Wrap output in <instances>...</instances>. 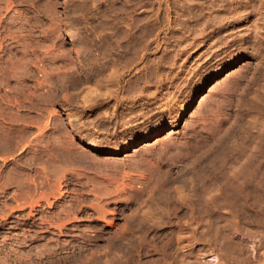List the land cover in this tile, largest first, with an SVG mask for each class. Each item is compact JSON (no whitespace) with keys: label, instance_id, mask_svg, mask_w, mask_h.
<instances>
[{"label":"rangeland","instance_id":"rangeland-1","mask_svg":"<svg viewBox=\"0 0 264 264\" xmlns=\"http://www.w3.org/2000/svg\"><path fill=\"white\" fill-rule=\"evenodd\" d=\"M0 264H264V0H0Z\"/></svg>","mask_w":264,"mask_h":264},{"label":"bare ground","instance_id":"bare-ground-1","mask_svg":"<svg viewBox=\"0 0 264 264\" xmlns=\"http://www.w3.org/2000/svg\"><path fill=\"white\" fill-rule=\"evenodd\" d=\"M82 67H88V64H83V66ZM114 80V79H113ZM148 86V85H147ZM108 90V89H107ZM65 110H66V108H64ZM146 113V112H145ZM141 115V114H140ZM245 118V117H244ZM72 119V118H71ZM242 130V129H241ZM255 135H256V133H255ZM260 135V134H259ZM88 143H91V145H94L93 144V142H88ZM145 145V144H144ZM147 145V144H146ZM255 145V144H254ZM256 146V145H255ZM145 147V146H144ZM253 149V148H252ZM260 163V162H259ZM263 164V163H262ZM258 168V167H257ZM259 170V169H258ZM259 176V175H258ZM235 178V177H234ZM251 183V182H250ZM242 185V184H241ZM253 186V185H252ZM247 188V187H246ZM252 191V190H251ZM254 191V190H253ZM244 192V191H243ZM248 193V192H247ZM252 193H254V192H252ZM244 195V194H243ZM244 202V201H243ZM242 206V205H241Z\"/></svg>","mask_w":264,"mask_h":264}]
</instances>
